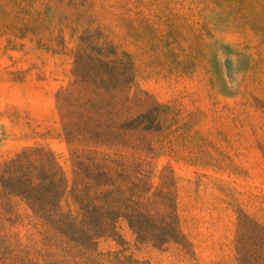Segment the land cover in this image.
<instances>
[{"label": "rangeland", "instance_id": "obj_1", "mask_svg": "<svg viewBox=\"0 0 264 264\" xmlns=\"http://www.w3.org/2000/svg\"><path fill=\"white\" fill-rule=\"evenodd\" d=\"M0 264H264V0H0Z\"/></svg>", "mask_w": 264, "mask_h": 264}]
</instances>
